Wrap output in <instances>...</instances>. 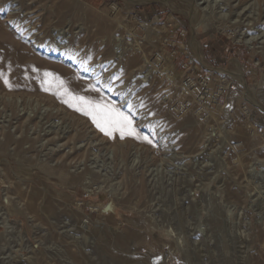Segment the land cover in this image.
<instances>
[{"label":"rangeland","instance_id":"374dc122","mask_svg":"<svg viewBox=\"0 0 264 264\" xmlns=\"http://www.w3.org/2000/svg\"><path fill=\"white\" fill-rule=\"evenodd\" d=\"M0 23L27 64L0 69V264H264V0H0Z\"/></svg>","mask_w":264,"mask_h":264},{"label":"snow or ice","instance_id":"6c2138e0","mask_svg":"<svg viewBox=\"0 0 264 264\" xmlns=\"http://www.w3.org/2000/svg\"><path fill=\"white\" fill-rule=\"evenodd\" d=\"M3 73H0V78H3ZM45 75H48L46 73ZM116 77H113L115 79ZM5 83L8 81L5 79ZM72 99L86 104V108L77 107L76 111L82 112L85 116H88L97 129L106 136H111L112 132L118 131L120 137L123 139L125 134L129 136L135 135V130L131 127L132 120L129 116L124 115L116 109L110 108L104 105H92L90 102L85 101L83 97H72ZM69 103V101H65ZM69 106L72 105L69 103ZM145 139H147L145 137ZM151 143V141H148Z\"/></svg>","mask_w":264,"mask_h":264},{"label":"bare ground","instance_id":"6f19581e","mask_svg":"<svg viewBox=\"0 0 264 264\" xmlns=\"http://www.w3.org/2000/svg\"><path fill=\"white\" fill-rule=\"evenodd\" d=\"M186 1V0H185ZM17 29V26L14 25V24H4V23H0V69H4L2 67H12L14 68L15 65H18V63L22 60H24V63L26 61V59L22 58L21 56H17L15 58H13V60L11 61L10 64H7L6 62L4 61H1V56L2 54L4 53V50L5 49H13V50H16L17 52H22L23 49H24V46L19 44V43H16L12 40V36H14L15 32ZM26 41V40H25ZM138 57V56H137ZM139 58V57H138ZM21 59V60H19ZM21 61V62H22ZM138 61V59L136 57H132L131 60L129 62H127L128 66H133L134 64H136ZM23 63V62H22ZM22 63H19L22 65ZM23 63V64H24ZM27 64H24V67L22 69L25 68ZM135 66V65H134ZM29 67V66H28ZM27 67V68H28ZM19 69L21 68L18 67ZM17 68V70H19ZM32 68V67H31ZM30 70V68H28ZM32 70V69H31ZM20 71H23L20 69ZM25 71V70H24ZM19 72V71H17ZM140 74H136V76H139ZM17 83V82H16ZM13 85V84H12Z\"/></svg>","mask_w":264,"mask_h":264},{"label":"built area","instance_id":"2783aa9c","mask_svg":"<svg viewBox=\"0 0 264 264\" xmlns=\"http://www.w3.org/2000/svg\"><path fill=\"white\" fill-rule=\"evenodd\" d=\"M256 134H261L263 133V129L261 127L257 128L255 131H254Z\"/></svg>","mask_w":264,"mask_h":264}]
</instances>
